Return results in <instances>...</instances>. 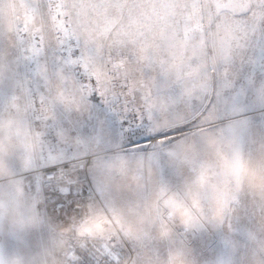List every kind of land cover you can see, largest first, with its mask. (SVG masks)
Here are the masks:
<instances>
[{
  "label": "snow or ice",
  "instance_id": "6c2138e0",
  "mask_svg": "<svg viewBox=\"0 0 264 264\" xmlns=\"http://www.w3.org/2000/svg\"><path fill=\"white\" fill-rule=\"evenodd\" d=\"M33 2L41 27L29 35L33 42L44 45L53 0ZM64 10L65 26L72 27L74 36L68 40L58 34L49 36L42 60L19 55L11 38L0 39V47H6L12 57L7 79L8 87L16 92V113L30 101L31 112L24 118L31 126L41 127L39 109L45 104L51 108L52 119L42 125L44 140L64 158L51 163L41 151L32 156L31 168L15 163L13 168L26 181L27 198L42 202L49 225L73 229L68 246L74 264H155L169 259L177 248L186 251V264H201L189 235L225 226L226 264H264V197L239 175L244 167L264 172V155L252 146L256 141L247 121L217 123L239 109V101L249 90L264 108V0H64ZM41 63L45 76L37 79L30 65ZM157 75L164 78L163 85L157 83ZM213 83L223 85L218 97L224 89L235 93L231 99L222 98L220 107L201 113L198 129L167 150L175 180L165 175L159 155L152 153L148 167L154 168L155 174L150 182L143 186L132 183L133 177L143 181L145 175L142 168L132 166L112 181L122 185L117 192L105 179L106 171L94 167L93 153L60 143L61 134L70 140L85 139L103 152L105 160L112 159L114 144L103 138L102 130L84 131L82 118L86 114L91 118L96 103L108 111L133 113L157 128L167 127L173 105L206 95ZM170 85L179 88V97L165 94ZM57 87L69 92L72 100L54 102ZM4 89L5 83L0 81V115L8 111L2 99ZM121 154L132 160L144 158L122 150ZM86 166L92 170L98 199L83 204L78 197L83 192L81 172ZM165 183L186 197H199L200 211L191 219V228L188 221L178 220L160 206V188ZM196 188L199 191L194 193ZM149 202L158 220L148 235L129 237L120 229L96 238L75 235L78 225L91 230L86 219L91 204L110 212L118 204L143 215ZM242 214L248 225L237 227ZM105 219L111 223L113 217ZM162 228L170 231L168 239L161 237ZM45 235L41 233L37 239ZM9 252L29 258L34 255L29 242L23 249L11 243Z\"/></svg>",
  "mask_w": 264,
  "mask_h": 264
},
{
  "label": "rangeland",
  "instance_id": "374dc122",
  "mask_svg": "<svg viewBox=\"0 0 264 264\" xmlns=\"http://www.w3.org/2000/svg\"><path fill=\"white\" fill-rule=\"evenodd\" d=\"M64 0H53V6L45 23V44L33 42L30 33L37 32L41 27V16L34 6L33 0H0V39L11 40L19 50L18 54L33 59L43 58L49 36L58 34L61 39L68 40L74 36L71 26L66 27L63 16ZM27 63V61H25ZM34 69L35 77L39 79L45 76V65L38 67L30 65ZM13 68L12 57L9 56L6 47H0V81L5 83L3 102L8 111L0 115V246L3 255V264H60L61 256L66 246V231L62 226H50L45 217L41 201L33 202L26 196L27 184L22 176L16 175L13 164L24 168L32 167V156L39 155L43 151L48 161L55 163L64 158L59 150H52L44 140L43 124L52 119V111L49 104L39 109L41 127H33L24 118L31 112L29 101L18 115L16 113V92L8 87V76ZM98 75L102 73L98 71ZM62 78V77H61ZM157 83L164 84V78L157 75ZM239 83L237 87H239ZM211 90L206 95L191 101H179L170 109V125L159 128L144 119L141 121L133 113H120L108 111L101 103H96L92 109L91 118L86 114L82 119L86 133L101 129L103 138L109 139L113 144L114 156L105 160L104 154L95 146H90L85 139L70 140L68 136L61 134L60 143L73 148H87L96 156L95 168H103L108 174L105 178L114 191H120L122 185L112 183L117 177L124 176L129 167L142 168L145 175L143 181L133 177L132 183L143 184L150 182L155 174L154 168L148 167L149 155L157 153L165 175L169 179H176L174 166L169 163L167 150L173 147L176 140L185 136H191L200 126L201 113L211 110L212 107H220L222 98L231 99L235 90L224 89L221 96L217 91L223 88L221 83H213ZM165 94L179 97L180 90L175 85L165 88ZM72 100L69 92L57 87L53 96L56 103H67ZM229 119L247 121L250 127V135L256 141L252 145L256 151L264 155V108L260 107L253 99V92L249 90L248 96L239 101V109L222 117L217 123L223 125ZM164 140V143H160ZM121 150L130 155L144 156L143 159L132 160L121 154ZM91 162H89L90 164ZM175 163V161H173ZM239 175L245 177L248 182L257 189V195L264 197V172L256 167H244L239 170ZM99 183V181H98ZM81 185L86 187L90 198H97L92 170L84 167L81 172ZM106 191V189H103ZM199 188L194 189V193ZM159 204L167 209L168 213L180 221H188L192 227L191 219L198 215L199 197L193 195L186 197L178 193L175 188L165 183L160 188ZM88 225L90 231L83 227L84 233H90L95 238L108 234H115L117 229L122 230L129 237L148 235L157 223L158 217L154 214V205L149 202L147 213L137 215L135 210H125L114 205V211L107 207L101 208L91 204ZM113 217L112 222L105 217ZM235 223V222H234ZM248 220L243 216L237 227L247 226ZM46 234L43 239H37L41 234ZM160 235L168 239L170 231L162 228ZM227 235V228L201 231L188 239L197 259L201 264H226L228 256L223 246V239ZM26 242L32 243L33 252L30 258L24 254H11L9 245L15 243L20 249ZM60 254V255H57ZM186 251L175 249L169 259H160L155 264H186ZM130 264H135L131 261Z\"/></svg>",
  "mask_w": 264,
  "mask_h": 264
},
{
  "label": "built area",
  "instance_id": "2783aa9c",
  "mask_svg": "<svg viewBox=\"0 0 264 264\" xmlns=\"http://www.w3.org/2000/svg\"><path fill=\"white\" fill-rule=\"evenodd\" d=\"M95 155V154H94ZM96 156V155H95ZM90 162V161H89ZM68 182H72V181H66V183ZM83 188V192L82 194L78 197L79 201L83 204H86L88 201H89V192L87 191L85 185ZM63 190V189H61ZM68 203H71V201H68ZM68 204L66 203L64 205L65 208H67ZM90 207L88 206L87 207V216H86V219L88 220L90 218ZM64 230L66 231V237H65V240H67L66 242V246L64 248V251L62 253V256L63 258H61V261H60V264H74V261H75V257L71 255V252H70V249H69V246H68V237L71 236L73 234V229L71 228H66V227H63ZM75 235L77 238H85V237H89V238H95L92 234L90 233H84L83 232V226H76L75 227Z\"/></svg>",
  "mask_w": 264,
  "mask_h": 264
},
{
  "label": "water",
  "instance_id": "95a60500",
  "mask_svg": "<svg viewBox=\"0 0 264 264\" xmlns=\"http://www.w3.org/2000/svg\"><path fill=\"white\" fill-rule=\"evenodd\" d=\"M0 264H3V255H2L1 246H0Z\"/></svg>",
  "mask_w": 264,
  "mask_h": 264
}]
</instances>
